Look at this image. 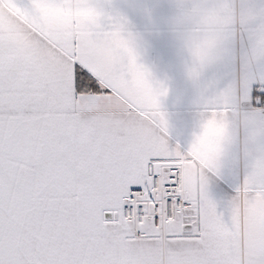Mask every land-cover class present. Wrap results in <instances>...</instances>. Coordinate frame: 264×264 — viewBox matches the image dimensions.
<instances>
[{
  "label": "snow or ice",
  "instance_id": "obj_1",
  "mask_svg": "<svg viewBox=\"0 0 264 264\" xmlns=\"http://www.w3.org/2000/svg\"><path fill=\"white\" fill-rule=\"evenodd\" d=\"M0 264H264V0H0Z\"/></svg>",
  "mask_w": 264,
  "mask_h": 264
}]
</instances>
